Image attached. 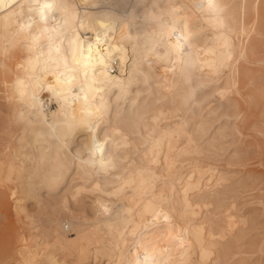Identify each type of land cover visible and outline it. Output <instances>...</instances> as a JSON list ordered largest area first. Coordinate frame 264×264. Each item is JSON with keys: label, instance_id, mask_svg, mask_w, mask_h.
Wrapping results in <instances>:
<instances>
[{"label": "bare ground", "instance_id": "obj_1", "mask_svg": "<svg viewBox=\"0 0 264 264\" xmlns=\"http://www.w3.org/2000/svg\"><path fill=\"white\" fill-rule=\"evenodd\" d=\"M64 2L69 20L62 25L63 13H57L55 33L43 32L38 18L28 26L33 14L27 7L14 8L11 16L0 10V205H10L22 221L5 256L17 253L16 264H128L137 256L142 264H264V243L249 237L264 218V189L259 206L246 209L247 194L227 183L221 165L202 158L206 109L222 77L221 104L234 100L227 116L248 101L246 121L258 98L264 123V67L238 65L231 79L226 73L234 55L246 58L250 37L255 53L264 50V0H215V12L197 7L206 0ZM96 17L112 23L114 59L95 77L89 69L87 82L78 66L73 87L63 49L77 31L94 33ZM181 21L190 28L185 56L176 54L171 36ZM258 61L264 65L263 57ZM93 79L111 84L96 92L89 88ZM81 85L94 105L107 109L96 129L105 161H112L106 169L102 153L90 149L86 128L65 135L68 122L87 118ZM234 134L227 163L264 166V126L253 144L238 126Z\"/></svg>", "mask_w": 264, "mask_h": 264}, {"label": "snow or ice", "instance_id": "obj_2", "mask_svg": "<svg viewBox=\"0 0 264 264\" xmlns=\"http://www.w3.org/2000/svg\"><path fill=\"white\" fill-rule=\"evenodd\" d=\"M24 9L27 7L28 11L33 15L29 17L28 26H31L32 23L38 22L43 23L44 29L43 32L51 31L55 33L57 31L56 21H57V13H63L62 25H66L69 20V4L64 2V0H44L43 3L40 0H30L26 5L24 3L17 4L15 0H8L5 3V0H0V10H7L9 16L15 15L13 12L14 8ZM197 7L204 9L205 7L210 12H215L218 10V5L215 3V0H206L205 2H201ZM7 18V16H6ZM97 22H99V27L95 29V32L92 33L91 29L85 30L84 32L77 31L74 33V39L68 41V47L63 49L64 56V67L66 69H70L73 73L67 80L69 85H72L74 81L78 78V73L80 68L78 66H83L84 71V80L87 82L89 69L92 71L93 77H95L97 72H106L108 70V66L111 61L114 59L113 55V41L109 38L112 37L114 29L111 21L105 22L103 17H96ZM49 21L53 22L51 29H49ZM76 24L79 28H83V22L77 19ZM43 32L41 34H43ZM190 32V28L186 22L181 21L179 24H176L172 27L171 36L175 37L176 41V54L180 56L189 55L190 49V37L187 33ZM67 40V37H65ZM48 47L51 49L55 40L52 36L48 37ZM65 41H61L63 44ZM165 43H169V41H165ZM57 53H60L61 49L56 47ZM169 53L172 52V48L168 49ZM69 52L71 53V59L69 60ZM60 83H64V81H58ZM19 85V81L17 82ZM111 84L110 80H98L93 79L91 84L89 85L90 90H94L96 92L105 91ZM55 92V89H51ZM71 91V89H70ZM122 93L125 89H121ZM79 92L84 93V112L86 113V119H83L77 124L76 122H68L67 130L65 135L70 136L72 132L78 127L83 126L87 129L91 136V151L102 153L99 157L101 161V168L106 169L107 166L111 165L112 161H105V156L103 153L105 152L104 145L98 142V138L96 135L97 127L104 121L105 113L107 109L101 104L100 106L94 105L87 92H85L84 87L81 85L79 87ZM21 97L23 96V92H20ZM77 96L75 99H79ZM35 100V97H33ZM94 99V97L92 98ZM102 100V97H101ZM111 127V124L108 125ZM109 135L110 139L112 138ZM113 142H115L113 140ZM105 143H108V140H105ZM49 183H52L50 181ZM100 208L103 212H108L109 209L103 204L100 205ZM164 219L167 220L168 217L165 215ZM128 264H142V261L137 258L135 261H128Z\"/></svg>", "mask_w": 264, "mask_h": 264}, {"label": "rangeland", "instance_id": "obj_3", "mask_svg": "<svg viewBox=\"0 0 264 264\" xmlns=\"http://www.w3.org/2000/svg\"><path fill=\"white\" fill-rule=\"evenodd\" d=\"M253 38L254 37H250L247 40V44L243 46L244 47L243 50H245L244 52L247 55L246 56L247 60L242 54L243 51L241 53L242 55H239V56L234 55L232 59V67L230 68L231 70L229 69L226 71V73H230V76H229L230 79L234 77V75L236 74L234 71V68L236 70V67H238V65L239 67H241L243 64L249 67H253V68H257L260 65L264 67V65H262L258 61L259 58L261 57L264 58V50L258 51V53H255L253 51V48H254ZM235 41H237L236 37H235ZM250 70L252 72H256V70H253V69H250ZM224 81H225V77H222L219 81H217V83L220 84V89L218 90L217 95L211 96L212 97L211 99H213L211 102L212 104L210 105V108L208 107L206 109L208 117H206L207 121L205 122L207 125V133H206L207 140L205 142V146L207 148L205 150V153H203L202 158L203 160H206L208 159V157L209 159L211 157V159L210 160L208 159V161L206 160V162L211 161V162L217 163V165L219 166L221 165V168L223 169V171L226 172L227 183L232 184V186H235L236 188L244 191L247 194V198H249L251 202H249L245 206V208L251 209L256 206L257 207L259 206V203L256 202L257 201L256 197L258 196L259 192L264 189V175L263 173L260 172L264 170L263 164H250L246 168H244L243 166H240L237 164H228L227 162H229L230 157H232V155L234 154V148H235L234 132L237 126L240 129H243L244 133L246 134L247 143L253 144L254 142H256V140H254L253 138H255L258 135L257 132L261 129L262 126H264V123L262 122V119H263L262 109L263 108L261 105L262 104L261 101L263 100L262 99L259 100L258 98L255 99V102L253 104V109H252L253 116L251 118H248L246 121H245L244 116L250 107V104L248 101L245 102L244 104L245 109H242L236 112V115L227 116L226 112L232 111L234 108L233 106L234 100L231 99L230 102L232 104L227 105V106H226V103L221 104V98H225L222 96V93L224 92L223 90L224 83H225ZM258 121H261V122H258ZM228 147L230 148L227 149ZM215 159L218 162L215 161ZM204 176L207 177L208 173L205 172ZM230 180H231V183H230ZM257 183H259V185L255 187V184ZM243 185H246V186H243ZM29 203L31 207H34V203L32 201H30ZM253 203H255L256 205H254ZM14 217L15 216L12 213V208L10 207V205L8 206L0 205V234H1L0 235V264H16L17 258L19 256L17 255V253L13 257L5 256L6 255L5 250L7 247L6 243L8 239L10 240V236L12 232L14 231V229H16L18 232L22 229L21 218L16 217V220H15ZM64 227L67 231H71V230H68V224L65 223ZM256 227L250 232L249 237L255 240L256 245H258L261 242L264 243V218H261V221L258 223V225H256ZM23 229L25 228L23 227ZM12 245H13V249L18 247L17 243H12ZM14 250L16 251V249Z\"/></svg>", "mask_w": 264, "mask_h": 264}]
</instances>
